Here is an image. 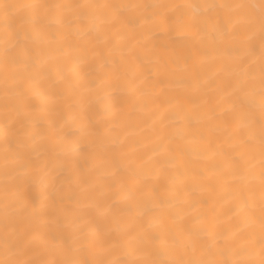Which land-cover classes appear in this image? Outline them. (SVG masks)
<instances>
[{
	"label": "snow or ice",
	"instance_id": "snow-or-ice-1",
	"mask_svg": "<svg viewBox=\"0 0 264 264\" xmlns=\"http://www.w3.org/2000/svg\"><path fill=\"white\" fill-rule=\"evenodd\" d=\"M0 92V264H264V0H0Z\"/></svg>",
	"mask_w": 264,
	"mask_h": 264
},
{
	"label": "bare ground",
	"instance_id": "bare-ground-1",
	"mask_svg": "<svg viewBox=\"0 0 264 264\" xmlns=\"http://www.w3.org/2000/svg\"><path fill=\"white\" fill-rule=\"evenodd\" d=\"M6 3H13L17 2V0H4ZM61 3H72L76 2V0H58ZM80 2H85V0H80ZM119 2V0H116ZM145 3H152L154 0H142ZM194 3H199L201 0H193ZM246 2L250 3H259V0H246ZM119 96L118 92H112L111 97L109 98L105 94H101L99 98L96 96H92L90 99L94 104L95 108L101 112L107 110V115L105 117L106 120L112 122L116 127L114 128V132L120 133L121 136L124 135L125 131L129 134V139H136L140 137H148L150 133L146 128L145 118L141 116L140 113L136 112L135 110L131 109L128 106H122L121 109L117 110L113 107L118 103L117 97ZM3 99H2V92H0V122H2L3 116ZM79 111L78 109L76 110ZM91 115V113L89 114ZM147 123H150L148 121ZM47 127V125H44ZM59 135L62 138H65L66 142L72 144V146L76 147V141L80 139L82 133L80 132L77 125L73 124L72 126L65 127L62 131L59 132ZM0 152H2V143H0ZM74 160L79 164L81 170L86 169L87 162L86 157L83 153L77 151L74 154ZM52 178H49V183H51ZM60 182L57 181V187H59ZM3 177L0 176V225H2L3 221ZM53 200L56 201L55 203H50V206L45 210L44 215L45 217L55 215L57 211L62 207L60 202L56 199L55 194H53ZM86 211V210H85ZM41 223H44L42 220ZM54 225H50V228L54 229ZM3 231L2 227H0V259L5 258V252L3 248ZM28 238H22L20 241L21 247L27 243Z\"/></svg>",
	"mask_w": 264,
	"mask_h": 264
}]
</instances>
